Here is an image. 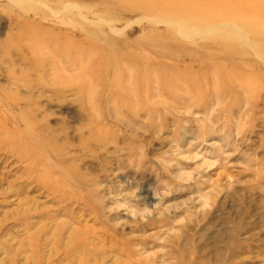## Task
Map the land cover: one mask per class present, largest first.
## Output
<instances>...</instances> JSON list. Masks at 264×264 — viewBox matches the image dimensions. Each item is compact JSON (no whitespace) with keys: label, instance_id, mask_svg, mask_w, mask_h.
Instances as JSON below:
<instances>
[{"label":"rangeland","instance_id":"rangeland-1","mask_svg":"<svg viewBox=\"0 0 264 264\" xmlns=\"http://www.w3.org/2000/svg\"><path fill=\"white\" fill-rule=\"evenodd\" d=\"M0 264H264V0H0Z\"/></svg>","mask_w":264,"mask_h":264}]
</instances>
